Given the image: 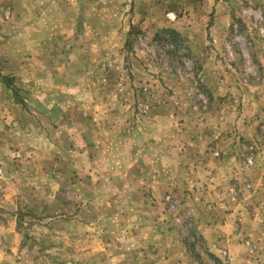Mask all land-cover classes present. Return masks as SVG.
Returning <instances> with one entry per match:
<instances>
[{
    "label": "rangeland",
    "instance_id": "1",
    "mask_svg": "<svg viewBox=\"0 0 264 264\" xmlns=\"http://www.w3.org/2000/svg\"><path fill=\"white\" fill-rule=\"evenodd\" d=\"M222 208L260 256L264 0H0V225L25 261L226 264L196 217Z\"/></svg>",
    "mask_w": 264,
    "mask_h": 264
},
{
    "label": "crops",
    "instance_id": "2",
    "mask_svg": "<svg viewBox=\"0 0 264 264\" xmlns=\"http://www.w3.org/2000/svg\"><path fill=\"white\" fill-rule=\"evenodd\" d=\"M14 126L16 127V124ZM14 126L13 130L18 133L19 140H17V143L20 142L18 144L20 145L28 137L29 131L23 129V125L21 124H17L16 128ZM10 132L11 130L9 131L8 128L5 130L6 135ZM210 212L209 210L197 211L196 217L199 220L200 234L208 248L211 258L223 262L224 256H227L228 260L224 261L226 264H264V245L261 255L252 258L248 256L244 245L239 243L241 233L238 232V226L236 224L237 218H244L242 220L240 219V221L242 222V226H245V230L247 229L249 232L247 234L248 236L254 237L255 232L253 230L259 228L260 224L257 223L251 212L248 214L249 212H240L236 208H229L227 210L222 208L221 212L217 211V216L220 217V220H217L214 217L215 214ZM243 213L247 215L246 219ZM250 232L253 234L251 235ZM0 235L2 236V240L0 239V264H29L28 260L25 261L27 257H23L19 251L22 243L20 235L15 230L13 224H8L7 226L0 225ZM18 260H22L23 263L18 262ZM162 263L172 264V260L167 259L159 262V264Z\"/></svg>",
    "mask_w": 264,
    "mask_h": 264
}]
</instances>
